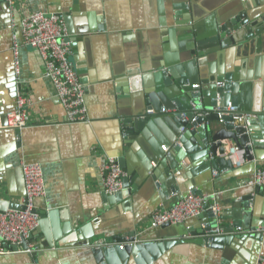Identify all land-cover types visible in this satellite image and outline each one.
<instances>
[{
  "label": "crops",
  "instance_id": "1",
  "mask_svg": "<svg viewBox=\"0 0 264 264\" xmlns=\"http://www.w3.org/2000/svg\"><path fill=\"white\" fill-rule=\"evenodd\" d=\"M189 1L21 0L12 14L8 2L0 0V116L16 109L19 88L30 115L22 129H0V199L22 204L24 163H39L46 183V194L35 200L40 225L29 240L37 250L0 253V264H264V238L247 243L243 237L250 233L232 232L226 235L234 240L219 247L207 243L203 230L214 222L209 210L180 224L151 225L161 204L198 191L216 195L223 227L246 232L264 227V188L242 183L264 166V0H201L193 15L186 14L192 21L171 36L177 18H185L180 8ZM35 11L65 17L72 56L87 71L84 122L66 117L37 49L21 46L16 74L13 21L18 26L22 16ZM240 14L248 22L237 28L231 20ZM223 26L235 38L224 47ZM196 38L214 55L211 64L217 55L221 68L230 65L236 105L255 115L252 127L260 145L251 152L253 159H241L232 169H221L199 148L198 132L186 140L191 154L175 153L178 161L173 150L182 144L161 116L149 110L138 114L146 107V94L132 89L130 79L152 75L153 63L163 62V55L185 54ZM202 59L200 71L210 77L208 57ZM153 116L161 126L140 125V119ZM208 125L214 140L240 145L234 130ZM152 142L162 155H156ZM110 157L127 172L117 194L105 191L101 175ZM172 187L176 192L166 194ZM132 239L141 251L125 262L94 253L99 242L112 248Z\"/></svg>",
  "mask_w": 264,
  "mask_h": 264
},
{
  "label": "built area",
  "instance_id": "2",
  "mask_svg": "<svg viewBox=\"0 0 264 264\" xmlns=\"http://www.w3.org/2000/svg\"><path fill=\"white\" fill-rule=\"evenodd\" d=\"M13 14L15 5L21 0H6ZM12 33V50L15 57L16 74H19V52L21 46H30L37 49L41 55L45 74L51 80L56 96L63 106L66 117L71 122H84L88 119V106L86 103V90L81 82L75 65L71 60L73 54L72 44L69 40L68 30L63 17L57 13L35 11L21 17L18 26ZM222 84L221 81L218 82ZM195 84L194 87H198ZM27 99L21 88L17 94V107L0 116V129L16 128L22 129L27 126L30 115L27 111ZM215 110L221 118L225 113L230 114L238 110V106L229 101L224 110L217 106ZM166 108L162 112H168ZM149 113H154L149 110ZM187 117V112L182 113ZM246 115H235L228 123H240ZM196 118H193L195 121ZM186 130L182 128V132ZM166 150V147H163ZM221 157L233 159L234 164L244 159V152L235 144H229ZM213 158V156H211ZM23 173L26 184V192L22 200L23 210H7L0 212V253H32L37 250L38 244L31 243L33 231L40 225V215L37 212L35 200L46 194V183L42 166L39 163L27 162L23 164ZM216 173V172H215ZM101 175L105 191L115 194L123 190L124 177L127 175L125 169L118 160L110 157L101 168ZM246 186H257L264 188V166L257 168L252 177L242 182ZM210 201L208 209L212 214L214 225L203 235L209 242L216 236H223L232 232L235 233H264V227L255 229L253 232H246L237 227L233 231L227 230L220 223L222 220V205L215 194L200 195L195 191L174 197V202L168 206L161 204V207L153 212L151 225L160 227L170 224H180L188 219L199 216L205 211V202ZM137 239L129 240L120 245L135 244ZM147 244V241L141 242ZM10 245L6 247V245ZM104 242L97 243L96 247H103ZM108 245V244H107ZM105 245V246H107Z\"/></svg>",
  "mask_w": 264,
  "mask_h": 264
},
{
  "label": "water",
  "instance_id": "3",
  "mask_svg": "<svg viewBox=\"0 0 264 264\" xmlns=\"http://www.w3.org/2000/svg\"><path fill=\"white\" fill-rule=\"evenodd\" d=\"M199 2H201V0H190L187 6L180 8V10L185 13L184 16L181 15V17L185 18H180V16L177 18V21L175 22L177 28H172L170 32L171 36L174 33H178V30H180V28H178L179 26H184L192 21V19L186 18V14L191 12V15H193L196 10L195 4H198ZM61 16L63 17L64 21H66L65 17L63 15ZM245 18V15L240 14L233 18L231 23L237 28H240L242 25H245L248 22L245 21ZM182 28L187 30L186 26ZM220 29L225 31V35H228L223 37V42L221 41V45L223 47L229 44L230 41L233 42L235 40L234 37L230 38V28L228 29L223 26ZM210 54L211 52L207 51L201 39L196 38V45L194 47H190L185 54L180 53L179 55H167L165 57L163 55V62H155L151 68L149 67L150 69H148V72H153L152 75L145 74L140 78L130 77V83L132 89L134 88V90H143L146 94V107L138 114H141L143 111L146 113L147 110H152L154 114L160 115L161 119L174 133V139L177 140L178 143L182 144V147L177 146V148L173 150L174 157H176V152L182 153L181 155L183 158L185 153L186 155L191 154L190 147L186 143V140L190 138L192 134L194 136L195 133L198 132L201 139V141H199V148H204V150L207 152V156L209 154L210 157L213 156V158L211 157L214 161L213 163L220 166L221 169H232L234 167L233 159H227L220 156L223 155L228 148L226 144L227 140H214L213 134L208 133L210 129L208 123L217 122L227 131L234 130L236 134L240 136V145L236 146H238L240 150H243L244 158L253 159L254 155L251 152H253L254 147L257 148V146L260 145L259 141H257L258 137L253 133L252 126L254 125L253 120L255 119V115L238 107L237 111L231 112L230 114L225 113L221 118L219 117L218 112L215 110L218 105L224 110H226L229 101L236 105L237 99L233 96L235 93V85L232 83L235 78V72L231 70L228 63H224L221 68L218 65L217 55L215 57V61L217 63L215 66L214 63L211 64L212 61H214V55ZM205 56L208 57L210 62V77H204L203 73L200 71L201 65L203 63L202 58ZM71 60L73 61L76 71L80 76L81 82L84 85L85 80L83 77L87 73L86 69L84 67H80L79 64H77L78 58L71 56ZM163 69L166 70L163 71ZM128 74L133 76L136 75V72H129ZM218 81H221L222 84L219 85ZM196 83L199 85L197 88L194 87ZM172 84L176 85L177 90L172 87ZM153 87L156 89H153ZM163 108H166L169 111L164 113L162 112ZM183 112H187V117L182 116ZM244 114L246 117L242 122L228 123V121L233 120L235 115ZM154 116L140 119V125L145 127L147 126L150 129L155 124L161 126L160 122L157 121L155 119L156 117ZM193 118H196V120L193 121ZM126 123H128V121H126ZM183 127L186 128L184 132H182ZM151 145L154 147L157 156L162 155V152L158 150L156 144L152 142ZM176 159L180 161V157H176ZM173 169L176 170V167ZM174 192H176L175 188L172 187L169 191H167L166 194H172ZM195 192L201 195L200 192ZM209 203L210 201L205 202L204 207L206 210H209ZM23 209V204L3 201L0 199V212ZM213 225L214 222L211 224L208 223L207 227L203 230V233L210 230ZM226 229L229 231L234 230V228L231 227H226ZM263 238L264 236L261 232L250 233L249 235H246V237H243V239L248 240L247 243ZM231 240H234V237L223 235L216 236L209 240V242L207 240L205 241L211 246L219 247L221 244ZM136 245H118L112 248L104 246L98 249L95 248L94 253L99 259L107 257L109 260H114V258L118 256L122 261L125 262L126 259L129 260L130 256H138L139 252L141 251V246ZM146 247L149 250H152L147 244Z\"/></svg>",
  "mask_w": 264,
  "mask_h": 264
}]
</instances>
